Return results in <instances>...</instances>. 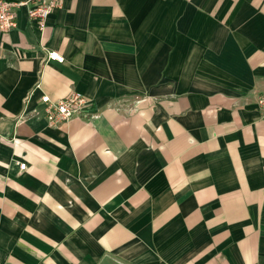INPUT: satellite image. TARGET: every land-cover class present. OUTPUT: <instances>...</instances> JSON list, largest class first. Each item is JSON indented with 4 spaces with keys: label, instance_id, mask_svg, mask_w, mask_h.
<instances>
[{
    "label": "crops",
    "instance_id": "obj_1",
    "mask_svg": "<svg viewBox=\"0 0 264 264\" xmlns=\"http://www.w3.org/2000/svg\"><path fill=\"white\" fill-rule=\"evenodd\" d=\"M71 92L90 108L49 125ZM263 93L264 0H62L43 32L18 9L0 264H264Z\"/></svg>",
    "mask_w": 264,
    "mask_h": 264
},
{
    "label": "built area",
    "instance_id": "obj_2",
    "mask_svg": "<svg viewBox=\"0 0 264 264\" xmlns=\"http://www.w3.org/2000/svg\"><path fill=\"white\" fill-rule=\"evenodd\" d=\"M23 7H27L29 18L35 27L40 32H43L47 27L50 16L62 7V0H24L13 2L0 0V33H9L17 27L18 9ZM47 60L63 63L64 57L52 51L47 54ZM41 102L45 106L46 121L51 126H57L73 117L83 115L91 106V102L78 92H71L65 98L56 101L45 95L42 97ZM257 105L264 118V93L258 96ZM26 166V163H22L20 164V169L25 170Z\"/></svg>",
    "mask_w": 264,
    "mask_h": 264
}]
</instances>
